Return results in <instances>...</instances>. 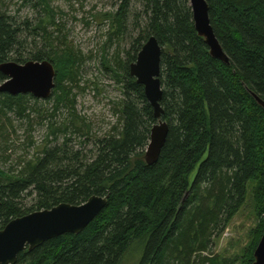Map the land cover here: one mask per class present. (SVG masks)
<instances>
[{
    "label": "trees",
    "instance_id": "1",
    "mask_svg": "<svg viewBox=\"0 0 264 264\" xmlns=\"http://www.w3.org/2000/svg\"><path fill=\"white\" fill-rule=\"evenodd\" d=\"M18 1L42 14L18 22L0 0V65L47 61L55 87L51 109L30 95L0 93L1 116L13 112L29 122L35 113L47 121L35 158L19 171L0 168V230L60 204L79 206L93 196L107 203L80 234L24 250L16 264H127L140 252L137 264H235L211 247L248 191L258 224L240 264H253L264 230V109L252 97L264 103V0H205L226 64L197 35L190 0H117L101 17L110 30L101 66L121 99L113 110L117 125L96 139L76 108L83 58L63 12L50 0ZM122 37L130 44L124 59L103 55ZM151 37L162 48L161 120L168 133L149 166L145 152L157 121L129 67ZM6 79L0 72V85Z\"/></svg>",
    "mask_w": 264,
    "mask_h": 264
},
{
    "label": "rangeland",
    "instance_id": "2",
    "mask_svg": "<svg viewBox=\"0 0 264 264\" xmlns=\"http://www.w3.org/2000/svg\"><path fill=\"white\" fill-rule=\"evenodd\" d=\"M50 4L57 11L63 12L62 19L70 39L83 58L80 82L73 91L77 96V111L86 118L93 137L103 138L111 132L112 127L117 125L113 110L121 99V88L113 81L112 74L101 66V48H104L110 32L107 22H102L101 17L113 11L118 2L117 0H50ZM31 6L23 7L18 0H2L1 4L2 12L8 13L18 22L25 19L35 21L41 16L39 8ZM129 45L128 38L122 37L121 42L108 45L103 55H107L110 59L115 52H118L120 58L124 59V52L129 50ZM38 102L44 104L43 108H52V101L38 100ZM28 121L13 112H7L6 116L0 115L2 170L19 171L26 162L35 158L38 150L43 146L47 135V121L42 122L35 113L31 114ZM77 141L87 142V150L93 149L92 141H87L84 137ZM257 224L258 218L248 191L244 206L230 221L221 237L214 240L211 247L213 254L224 259L236 260L235 264H240L241 258L255 236ZM140 258L141 252L139 255L135 254L132 261L127 264H137Z\"/></svg>",
    "mask_w": 264,
    "mask_h": 264
},
{
    "label": "water",
    "instance_id": "3",
    "mask_svg": "<svg viewBox=\"0 0 264 264\" xmlns=\"http://www.w3.org/2000/svg\"><path fill=\"white\" fill-rule=\"evenodd\" d=\"M192 21L197 35L202 38L209 55L222 63L228 59L213 32L205 0H190ZM161 54L162 48L151 37L129 67V75L143 87L144 97L153 111L157 124L151 129L145 153L147 165H153L166 141L168 127L161 120ZM0 72L7 78L0 85V93L16 97L30 95L36 100H47L54 90L55 71L51 63L28 62L23 65L7 62L0 65ZM264 109V103L252 94ZM105 197L93 196L82 205L60 204L50 210L32 212L10 221L0 230V264H16L17 256L24 250L31 251L44 242L64 234H80L106 206ZM253 264H264V230L253 254Z\"/></svg>",
    "mask_w": 264,
    "mask_h": 264
},
{
    "label": "bare ground",
    "instance_id": "4",
    "mask_svg": "<svg viewBox=\"0 0 264 264\" xmlns=\"http://www.w3.org/2000/svg\"><path fill=\"white\" fill-rule=\"evenodd\" d=\"M12 63H14V62H12ZM15 64H16V63H15ZM4 82H5V81H4ZM4 82H3V83H4ZM3 83H2V84H3ZM145 153H146V152H145Z\"/></svg>",
    "mask_w": 264,
    "mask_h": 264
}]
</instances>
